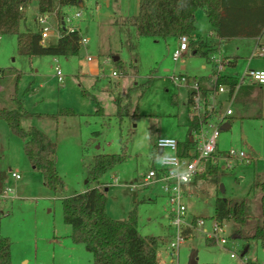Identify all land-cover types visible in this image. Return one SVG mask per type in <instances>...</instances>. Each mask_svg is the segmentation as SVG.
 Returning <instances> with one entry per match:
<instances>
[{
    "label": "rangeland",
    "instance_id": "obj_1",
    "mask_svg": "<svg viewBox=\"0 0 264 264\" xmlns=\"http://www.w3.org/2000/svg\"><path fill=\"white\" fill-rule=\"evenodd\" d=\"M85 2L86 8L78 5L63 8L72 17L77 11L83 14L82 20L74 18L73 23L80 26L81 34L87 36L89 42L82 44L78 55H22L15 34L0 37V67L17 69L21 73L19 80L12 72L0 80V106L14 107V97H18L25 109L33 113L22 118V127L36 126L57 142L58 172L66 185L62 196L85 192L89 187L88 169L95 155L118 153L121 137L129 139L126 160L101 178V182L110 183L107 212L113 218L124 219L138 203L140 232L162 237L158 249L160 264H190L193 253H196L198 264H264V248L257 241L251 242L248 254L243 257V240H230L225 246L208 244L201 233L185 239L173 258L171 243L175 228L167 216L171 210L169 199L159 185H144L142 181L153 165H159L155 155L158 139L184 140L188 133L187 89L175 85L171 74L186 72L193 77L208 74L211 66L205 57L192 51L175 61L173 51L178 46L177 38L138 36L129 21L127 26L115 23L117 33L111 35L114 52L125 61L126 68L122 71L109 51L99 47L100 37L110 35L111 31L109 33L107 29L112 26L107 25L108 28L102 31L98 19L92 16H96L92 10L95 0ZM56 5H59L57 0ZM25 12L26 19L20 30H39L36 23L38 1L32 0ZM195 16V39H211L221 47L217 53L238 57L237 65L226 67L223 74L243 77L248 70L264 71V33L261 45L253 38H232L220 45L221 39L213 31L205 10L198 9ZM130 39L132 46L128 43ZM57 41L58 37L52 32L46 44L54 45ZM216 43L210 44L211 47ZM253 52L255 56L251 57ZM88 56L102 64L101 77L94 82L81 75L90 63ZM108 57L110 60L107 61ZM56 59L63 81L56 72ZM183 62L187 65L186 71L181 69ZM115 70L119 72L118 77L113 75ZM148 78L152 81L143 95L142 91H135L128 99L129 89ZM86 89L95 99L84 95ZM255 93L258 94L256 100L249 97L233 105L235 113L230 118L231 128L222 129L218 137L219 150H242L250 162L237 161L232 169H219L218 173H208L206 178L184 186L188 217L205 218L209 228L215 221L217 197L257 200L260 196L250 190L255 174H264V85H257ZM176 94L178 100L174 102ZM119 99L123 104H131L129 115L123 121L117 116ZM99 106L104 108V114L97 112ZM62 108H71L75 114L51 116ZM135 110L136 115H133ZM0 170L8 173L5 186L15 189L12 199L0 202V211L4 215L2 233L12 240L13 263L93 264V253L85 244L75 243L71 238L72 228L63 218L61 195L44 185L42 173L26 156L24 139L3 119H0ZM12 172H19L22 178L16 180ZM134 184H137L136 188ZM226 228L230 234V226L226 225ZM232 252L236 253L235 257L231 256Z\"/></svg>",
    "mask_w": 264,
    "mask_h": 264
},
{
    "label": "trees",
    "instance_id": "obj_2",
    "mask_svg": "<svg viewBox=\"0 0 264 264\" xmlns=\"http://www.w3.org/2000/svg\"><path fill=\"white\" fill-rule=\"evenodd\" d=\"M32 0H0V37L6 34L17 36L18 51L22 55H51L75 56L82 46L83 36L79 30L67 31L54 45H47L41 41L39 30L27 29L21 31L20 26L26 19V8ZM38 13L53 12L56 0H37ZM83 0H57L60 7L79 5ZM204 9L207 17L221 40L235 37H259L264 31V0H139V12L131 18L138 36H153L179 38L189 35L190 50L200 54L212 63L214 50L202 39H194L196 30V11ZM39 26V25H38ZM235 57L231 63H235ZM118 67L125 71V64L121 59L116 61ZM214 70V68H213ZM12 72L19 80L21 73L17 69L0 67V80ZM123 73V72H122ZM201 81L202 88L212 89L209 77L193 76ZM235 75H223L219 84H228L231 88L238 82ZM151 78L144 83L136 84L129 89L128 99L135 91H142L141 95L150 87ZM210 85V86H209ZM85 96L93 98L83 90ZM188 104L191 103L189 94ZM174 102L177 98L174 95ZM14 107L0 106V119L7 121L11 130L24 139V150L32 166L43 175L44 185L61 195L64 221L72 228L71 238L75 243H83L93 253V264H159L158 249L162 237L143 235L139 229L138 203L130 211L128 217L116 219L107 212L108 185L101 182L102 176L110 169L124 162L128 156L129 139L121 137V151L118 153H98L88 169V189L76 192L70 196H62L65 182L58 172L57 142L46 132L36 126L24 129L22 118L33 115L28 112L23 101L14 97ZM117 101V116L120 121L128 116L129 106ZM98 113L104 114L101 107ZM71 108H62L52 114L54 118L62 115H74ZM133 115H136V110ZM198 120L188 121V133L184 140H180L179 154L191 156L193 149L197 150L196 140L192 130L197 128ZM218 153L223 151L217 149ZM156 155V151H155ZM219 167L212 166L209 173H218ZM207 175L197 177L195 182L206 178ZM8 173L0 170V192L5 186ZM260 193L257 200L251 197L228 198L217 197L215 201V220L221 225L230 226L229 239L243 240L242 256L245 257L252 241H257L264 248V174L256 173L250 193ZM255 206L254 209L252 207ZM3 212L0 211V264H14L12 261V240L2 233ZM197 216L194 217L196 221ZM187 238L189 230H186ZM208 244L214 241L207 239ZM216 264V263H204ZM248 264H254L248 262Z\"/></svg>",
    "mask_w": 264,
    "mask_h": 264
},
{
    "label": "built area",
    "instance_id": "obj_3",
    "mask_svg": "<svg viewBox=\"0 0 264 264\" xmlns=\"http://www.w3.org/2000/svg\"><path fill=\"white\" fill-rule=\"evenodd\" d=\"M52 13H38L37 15L36 20L39 25L42 43L46 42L52 32H55L59 39L63 35V29H67V31L79 30L74 25L73 20L76 17H81V11H77L73 17L65 14L57 21L52 19ZM190 41L191 37L189 35H182L178 38V46L173 51L175 61H179L189 51ZM87 42L88 38L83 37L82 44ZM254 56L255 53L252 57ZM87 59L93 61L94 57L88 56ZM212 59L214 71L209 76L213 85L212 89L202 88L199 79H194L182 72L173 73L170 76L175 85H185L190 88L189 119L198 120L197 128L192 130L197 150L193 149L191 156H182L179 154L180 140L172 137L159 138L156 145V159L159 161V165H153L144 174L142 181L144 185H159L161 192L169 199L171 210L167 216L170 219L171 226L175 228L174 240L171 243L173 258L179 252L181 244L187 239L186 230H189V236L201 233L205 238L222 246L230 241L226 224L221 225L215 220L209 228L206 226L205 218L197 217L194 221V217H188L184 186L194 183L197 177L207 175L212 166H217L223 170L234 168L237 161L244 162L247 160V162H250L246 157V153L242 150L231 149L218 153V137L223 125L229 123L234 114L232 104L241 86L249 82L264 85V71L248 70L243 77L237 75L239 80L231 88L228 84H219V79L225 75L223 71L231 64L232 58L223 56L220 53H213ZM56 62L58 78L63 81L64 77L57 59ZM113 75L118 77L119 72L115 70ZM159 147L163 148L160 154L158 152ZM12 176L16 180L22 178L19 172H12ZM136 186L137 184L133 185L134 188ZM14 194V188L4 186L0 192V202L12 199ZM231 256L235 257L236 253L232 252Z\"/></svg>",
    "mask_w": 264,
    "mask_h": 264
},
{
    "label": "crops",
    "instance_id": "obj_4",
    "mask_svg": "<svg viewBox=\"0 0 264 264\" xmlns=\"http://www.w3.org/2000/svg\"><path fill=\"white\" fill-rule=\"evenodd\" d=\"M119 2H120V4H118ZM78 6L81 7V8H86L85 0H83ZM63 8L64 7H60L59 5H56V8L53 11L52 16H51L54 21H57L58 18L62 17L65 14H68V12L65 11ZM92 10H93V12L95 10L96 16H94L93 14H92V16L94 18L96 17V19H98V21H99V23L101 25L102 31L104 30V28L107 29L109 25L112 26L111 29H107L109 31V33L111 31L110 35H106V36L102 35L100 37L99 47H104L106 51H109V54H111L113 56V59L115 61H117L118 59L122 60L121 56L118 53L114 52L111 35L117 33L116 29H115V23L116 24H125L127 26L130 23L129 21H131V18L138 14V12H139V0H134L132 3H131L130 0H95L94 7H93ZM82 17H83V14L81 15V17H76L75 19L82 20ZM36 23H37V20H36ZM77 27H78V29H79V31L81 33L80 26L78 25ZM133 28H134L135 33H136L135 26H133ZM128 29H131V28L128 27ZM263 33H264V31H263ZM263 33H262V35H263ZM212 34L213 33H211L210 35H212ZM215 34H216V32H215ZM262 35L259 36V37H251V38L259 40V45H261L260 40L262 39ZM82 36L87 38V36H85V35H82ZM235 38H247V37H235ZM198 39H202L209 46H211L210 44H212V43L213 44L216 43V42H212V40L208 39V38H206V39L198 38ZM198 39H196V40H198ZM177 40H178V38H177ZM224 41L225 40H221L220 41V45ZM88 42H89V39H88ZM88 42L85 43V44L87 45ZM128 43L130 44V46L133 45V43L131 42V39L129 40ZM45 44H46V42H45ZM121 44L123 45V41H121ZM212 49L214 50V54L217 53V51L218 52L221 51L220 50L221 47L218 46L217 43H216V45L214 47H212ZM189 51H192V53L195 54V51L190 50V49H189ZM189 51H187L185 53L184 57L186 55H188ZM254 53L255 52H253L252 55ZM229 57H231L232 61H233L236 56H229ZM94 59H95V57H94ZM108 60H110L109 57L107 58V61ZM122 61L125 63L124 60H122ZM209 65L211 66V68H210V72L208 74L195 75V76H206V77H209L212 74V72L214 71L213 70L214 67H213L212 63H209ZM236 65H237V61L234 64L231 63L229 66H236ZM101 67H102L101 62L94 61V60L90 61V63H88V67H86V69L82 70L83 73H81V75L84 76L85 78H88V79L92 80L94 82V81L98 80V78L101 77L100 76ZM203 68L207 69V66L203 65ZM181 69L184 70V71L187 70V65L184 62L181 64ZM184 73L187 74L186 72H184ZM225 75H227V74H225ZM235 76H237V75H235ZM257 85H261V84L249 82V83H245L244 85H242L241 88L239 89L237 95H236V98H235L234 103L232 104V107H233V105L235 103L242 102L243 100L245 101L246 98H249V97H250V100H252V101L256 100V97L258 96V94L255 93V88L257 87ZM177 86H180V85H177ZM182 86L187 89V93H188L187 102H186V108H187L188 121H189V110H188V101L189 100L188 99H189V94H190V88L188 86H185V85H182ZM88 92L93 96V99H95L94 94L91 93L90 91H88ZM175 96H176V98L178 100L177 94ZM99 107H101L102 110H104V108L102 106H99ZM233 110H234V108H233ZM103 113H104V111H103ZM234 113H235V111H234ZM233 115H232V117H233ZM230 125H231V123H230ZM187 127H188V125H187ZM230 128H231V126H230ZM99 147L100 146L97 145V148H99ZM57 159H58V157H57ZM158 259H159V256H158ZM159 262H160V260H159Z\"/></svg>",
    "mask_w": 264,
    "mask_h": 264
},
{
    "label": "water",
    "instance_id": "obj_5",
    "mask_svg": "<svg viewBox=\"0 0 264 264\" xmlns=\"http://www.w3.org/2000/svg\"><path fill=\"white\" fill-rule=\"evenodd\" d=\"M230 126H231L230 123H226V124L223 125V129L224 130L225 129H229ZM162 151H163V148L159 147V149H158L159 154L162 153ZM190 264H198V259L196 257V253L192 254V257H191V260H190Z\"/></svg>",
    "mask_w": 264,
    "mask_h": 264
}]
</instances>
